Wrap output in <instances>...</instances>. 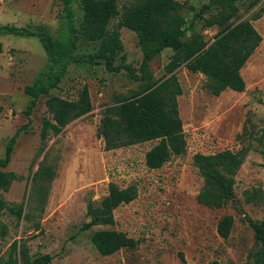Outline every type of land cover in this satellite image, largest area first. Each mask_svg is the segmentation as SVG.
I'll use <instances>...</instances> for the list:
<instances>
[{
	"label": "rangeland",
	"instance_id": "1",
	"mask_svg": "<svg viewBox=\"0 0 264 264\" xmlns=\"http://www.w3.org/2000/svg\"><path fill=\"white\" fill-rule=\"evenodd\" d=\"M178 1L184 3L189 19L187 11L198 10L209 0ZM238 5V19L260 14L251 21L262 36L241 69L245 89L214 96L203 74L178 67L175 72L182 87L178 109L186 152L157 169L144 163V154L155 141L104 150L97 136L99 121L108 108L137 89L140 81L124 68L111 71L103 63L72 62L57 85L38 96L27 116L24 110L31 96L24 87L57 66L48 60L37 36L0 33V157L15 136L10 161L2 168L10 181L1 196L8 206L22 207L20 217L6 208L0 214V260L6 258L11 243L20 240L32 256L50 254L48 264H183L180 253L184 264H208L214 259L220 264H256L259 244L245 217L264 220V197L247 200L248 192L255 188L264 192V4L247 9V0H239ZM70 7L80 36V0H72ZM116 22L113 19L111 27ZM0 26L31 30L44 26L57 38L68 34L63 0H0ZM194 27L208 41L219 30L218 26L204 27L202 20H196ZM118 30L122 49L112 64H129L132 74H138L142 53L137 37L126 27ZM97 46L80 36L74 52L92 51ZM172 54L170 48H164L151 60L155 78L167 75L165 66ZM83 85L88 87L92 109L59 133L48 131L42 137L43 121L51 117L47 97L76 99ZM244 146L248 151L233 176V199L219 208L199 203L196 196L203 177L193 165V155ZM43 168L54 171L50 181L38 176ZM110 181L120 187L135 184L137 197L113 210V225L81 229L90 219L88 202L98 204ZM226 214L234 222L230 235L222 238L217 224ZM105 228L125 232L137 245L101 255L90 237Z\"/></svg>",
	"mask_w": 264,
	"mask_h": 264
},
{
	"label": "trees",
	"instance_id": "2",
	"mask_svg": "<svg viewBox=\"0 0 264 264\" xmlns=\"http://www.w3.org/2000/svg\"><path fill=\"white\" fill-rule=\"evenodd\" d=\"M71 1L63 0L68 29L65 38L54 37L44 26H37L35 30L0 26V33L8 31L37 36L48 60L57 66L39 74L32 85L24 87V92L31 96L24 110L27 116L38 96L55 87L72 62L92 66L103 63L111 71L124 68L134 80L140 81V85L108 108L99 121L97 136L101 138L104 150L155 141L145 152L144 163L149 169H157L171 157L181 156L186 152V139L178 109V97L182 94L175 72L178 67L184 65L192 73L203 74L206 86L214 96H218L226 88L237 92L245 89L240 69L258 47L262 36L251 21L257 19L259 13L251 18L238 19L239 0H209L198 10L192 8L190 12L187 11L191 14L189 19L184 11V3L178 0H80V36L98 43L97 49L81 53L74 52L80 36L73 25ZM258 4H264V0H247V9ZM115 18L116 26L111 27ZM196 20H202L206 28L219 27L211 41L205 40L195 30ZM120 27L130 29L137 37L142 53L138 74H132L129 64H112L122 49L118 30ZM164 48H170L173 52L165 66L167 75L155 78L150 70V62ZM45 104L51 117L43 121L42 137L48 131L59 133L69 122L92 109L87 85L82 86L76 99L50 95ZM14 141L15 136L6 143L4 156L0 157V214L6 208L20 217L22 207L8 206L1 196V190L10 181L8 173L2 168L10 161ZM247 151L248 148L244 146L237 150L226 148L214 153L197 152L193 155V165L203 177V185L196 196L199 203L219 208L233 199V176L243 163ZM37 174L42 180L50 181L54 171L43 168ZM137 195L135 184L120 187L110 181L106 195L98 204L88 202L87 214L90 219L83 223L81 229H88L93 225H113V210L131 202ZM247 195V200L254 201L258 195L264 197V192L255 188ZM245 218L259 244L256 264H264V220L256 221L248 216ZM233 222L230 214L220 218L217 232L222 238L230 235ZM90 240L101 255L137 245V240L132 236L111 228L94 231ZM180 258L184 264L182 253ZM51 260L52 256L47 253L32 256L24 241L14 240L0 264H48ZM208 264L220 263L214 259Z\"/></svg>",
	"mask_w": 264,
	"mask_h": 264
},
{
	"label": "crops",
	"instance_id": "3",
	"mask_svg": "<svg viewBox=\"0 0 264 264\" xmlns=\"http://www.w3.org/2000/svg\"><path fill=\"white\" fill-rule=\"evenodd\" d=\"M244 66V65H243ZM242 69V68H241ZM241 69H240V73H241ZM226 90H231V89H229V88H226L225 90H223V91H226ZM222 91V92H223ZM232 91H234V90H232ZM235 92H237V91H235Z\"/></svg>",
	"mask_w": 264,
	"mask_h": 264
}]
</instances>
